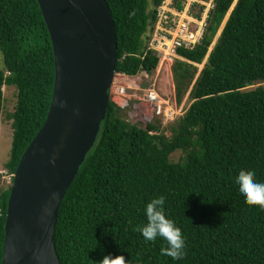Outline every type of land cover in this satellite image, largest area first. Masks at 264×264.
<instances>
[{
  "label": "trees",
  "instance_id": "trees-1",
  "mask_svg": "<svg viewBox=\"0 0 264 264\" xmlns=\"http://www.w3.org/2000/svg\"><path fill=\"white\" fill-rule=\"evenodd\" d=\"M164 1L106 0L118 44L116 74L157 70L150 42ZM183 3L174 0L178 10ZM204 11L198 3L191 7L198 20ZM0 51V117L3 87L16 89L5 164L11 184L0 185L2 264L14 174L53 94V48L37 0H0ZM176 52L175 98L180 103L188 95L189 107L167 135L161 122L130 123L125 108L109 100L95 145L59 209L60 264H100L105 256H123L128 264H264V210L247 205L235 184L242 170L264 182V0H213L199 43ZM159 196L184 236L183 259L162 255L166 241L148 242L136 231L146 223V204Z\"/></svg>",
  "mask_w": 264,
  "mask_h": 264
},
{
  "label": "water",
  "instance_id": "water-1",
  "mask_svg": "<svg viewBox=\"0 0 264 264\" xmlns=\"http://www.w3.org/2000/svg\"><path fill=\"white\" fill-rule=\"evenodd\" d=\"M37 2L53 48V94L14 174L2 264H60L54 243L59 209L95 145L118 62L106 0Z\"/></svg>",
  "mask_w": 264,
  "mask_h": 264
},
{
  "label": "rangeland",
  "instance_id": "rangeland-1",
  "mask_svg": "<svg viewBox=\"0 0 264 264\" xmlns=\"http://www.w3.org/2000/svg\"><path fill=\"white\" fill-rule=\"evenodd\" d=\"M188 2L191 3V0ZM161 56L157 70L149 75L140 73L134 78H125L116 74L110 89V99L120 108H125L126 118L130 123L144 128L150 122H161L162 131L169 135L168 127L185 113L190 100L186 95L180 103H177L172 78V65L177 58L167 60L164 58V54ZM202 68L203 65L198 66V71ZM0 69H4L1 51ZM149 90L154 91L159 98L155 101L148 100ZM3 95L4 101L0 117V174L2 176L0 185L7 187L11 184V175L7 173L5 164L10 157L13 135L12 120L9 116L13 113L16 105V89L4 86ZM180 155V152L173 154L172 161H178Z\"/></svg>",
  "mask_w": 264,
  "mask_h": 264
},
{
  "label": "clouds",
  "instance_id": "clouds-1",
  "mask_svg": "<svg viewBox=\"0 0 264 264\" xmlns=\"http://www.w3.org/2000/svg\"><path fill=\"white\" fill-rule=\"evenodd\" d=\"M235 184L238 186L239 195L247 205L258 206L264 210V182H258L255 173L240 171L235 178ZM144 214L146 223L143 226H138L136 231L142 235L145 241L154 243L158 238L166 241L167 246L161 249L162 255L171 257L173 260L183 259L185 239L181 229L165 214V197L159 196L151 199L146 204ZM100 264H128V261L123 256H105Z\"/></svg>",
  "mask_w": 264,
  "mask_h": 264
},
{
  "label": "built area",
  "instance_id": "built-area-1",
  "mask_svg": "<svg viewBox=\"0 0 264 264\" xmlns=\"http://www.w3.org/2000/svg\"><path fill=\"white\" fill-rule=\"evenodd\" d=\"M198 3L205 6L204 14L212 7V0L205 3L202 0H184L183 10H178L174 5V0H165L157 10V22L150 42V49L158 57L164 54V58L171 60L179 58L177 48L193 49L201 40L206 23L207 14L202 15L198 20L191 14V7ZM203 22V25H201ZM160 55V56H159ZM162 57V56H161ZM123 90V88H122ZM158 95L149 90L148 100H157Z\"/></svg>",
  "mask_w": 264,
  "mask_h": 264
}]
</instances>
